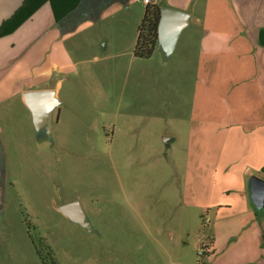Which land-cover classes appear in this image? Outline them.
I'll use <instances>...</instances> for the list:
<instances>
[{
  "label": "rangeland",
  "instance_id": "rangeland-1",
  "mask_svg": "<svg viewBox=\"0 0 264 264\" xmlns=\"http://www.w3.org/2000/svg\"><path fill=\"white\" fill-rule=\"evenodd\" d=\"M95 43L99 59L81 52L58 77V124L41 138L21 126L5 136L0 264H206L210 196L234 192L213 138L199 136L194 149L191 130L209 133L225 95L199 85L198 55L182 43L150 59L109 57L114 46ZM73 201L91 229L58 210Z\"/></svg>",
  "mask_w": 264,
  "mask_h": 264
},
{
  "label": "crops",
  "instance_id": "crops-1",
  "mask_svg": "<svg viewBox=\"0 0 264 264\" xmlns=\"http://www.w3.org/2000/svg\"><path fill=\"white\" fill-rule=\"evenodd\" d=\"M24 2L0 0V26ZM140 3L190 14L175 48L182 43V51H196L199 85L212 94L225 95V107L212 112L209 133L203 132V126L191 130L194 149L199 136L213 138L211 144L219 149L224 173L232 180L228 194L234 192L228 199L218 196L217 202L210 196L208 207L216 208L215 228L205 248L206 264H264V206L256 208L250 190L252 177L264 180V46L260 44L264 0H82L59 22L50 3L42 4L14 31L0 37V170L6 162L5 136L10 131L22 128L41 138L44 130H52L60 121L63 84L58 77L74 67L72 57L84 52L99 59L95 42L103 52L114 46L109 57L129 50L134 55L145 11ZM83 35H89L90 42L76 39ZM157 49L163 50L159 41ZM31 91L39 92L36 110L56 101V114L52 108L51 118L39 116L41 112L36 113L28 101ZM165 136L166 144H172L173 136ZM212 166L219 170L218 165Z\"/></svg>",
  "mask_w": 264,
  "mask_h": 264
},
{
  "label": "water",
  "instance_id": "water-1",
  "mask_svg": "<svg viewBox=\"0 0 264 264\" xmlns=\"http://www.w3.org/2000/svg\"><path fill=\"white\" fill-rule=\"evenodd\" d=\"M161 18L158 28V41L163 51L172 52L177 44L182 30L188 25L190 14L169 7H161ZM39 92L31 91L28 94V101L34 108L36 113L41 112L39 116L50 117L51 111L56 106V101H49L45 106L39 108L34 105L35 97ZM50 95L51 92L46 91ZM39 111V112H38ZM250 190L252 192L253 202L258 210L264 206V180L254 176L250 181ZM70 221L91 229L87 215L82 204L79 201H73L64 204L58 208Z\"/></svg>",
  "mask_w": 264,
  "mask_h": 264
},
{
  "label": "trees",
  "instance_id": "trees-1",
  "mask_svg": "<svg viewBox=\"0 0 264 264\" xmlns=\"http://www.w3.org/2000/svg\"><path fill=\"white\" fill-rule=\"evenodd\" d=\"M82 0H25L15 15L4 21L0 26V37L14 31L22 21L28 18L42 4L49 2L56 22L74 11ZM24 14V15H22ZM161 9L157 4H148L138 29V38L134 49V56L138 59H150L155 52L158 41V28ZM260 44L264 46V29L260 34ZM264 173V166L262 167Z\"/></svg>",
  "mask_w": 264,
  "mask_h": 264
},
{
  "label": "built area",
  "instance_id": "built-area-1",
  "mask_svg": "<svg viewBox=\"0 0 264 264\" xmlns=\"http://www.w3.org/2000/svg\"><path fill=\"white\" fill-rule=\"evenodd\" d=\"M149 0H146V2H148Z\"/></svg>",
  "mask_w": 264,
  "mask_h": 264
}]
</instances>
